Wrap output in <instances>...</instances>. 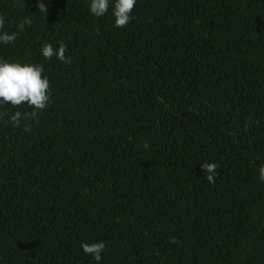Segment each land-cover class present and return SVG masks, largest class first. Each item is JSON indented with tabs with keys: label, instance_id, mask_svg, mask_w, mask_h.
<instances>
[{
	"label": "trees",
	"instance_id": "trees-1",
	"mask_svg": "<svg viewBox=\"0 0 264 264\" xmlns=\"http://www.w3.org/2000/svg\"><path fill=\"white\" fill-rule=\"evenodd\" d=\"M43 3L0 0V59L50 82L19 127L0 103V264H264V0H136L125 27Z\"/></svg>",
	"mask_w": 264,
	"mask_h": 264
},
{
	"label": "clouds",
	"instance_id": "clouds-1",
	"mask_svg": "<svg viewBox=\"0 0 264 264\" xmlns=\"http://www.w3.org/2000/svg\"><path fill=\"white\" fill-rule=\"evenodd\" d=\"M110 0H91L90 12L97 17L103 16L109 9ZM136 0H115L113 15L115 17V26L125 27L132 19L131 13L135 8ZM39 11L46 13L47 7L43 0H38ZM5 17L0 15V29L4 28ZM32 20L25 17L18 25L20 31H23L25 25L31 26ZM17 39V33H0V42L11 43ZM66 45L60 42L58 49L52 44L45 42L42 47V55L50 60L56 56L61 62L71 63V58L66 57ZM50 82L44 75V67L41 64L31 62L21 63L19 61H8L0 59V103L11 104L14 108L27 104L34 109L31 112L16 111L10 116V121L14 126L19 127L22 121L37 118V113L48 106L50 99ZM7 112L0 113L2 119ZM26 132L31 131L29 125H25ZM219 167L214 162H204L201 164V170L206 175L209 183H215L216 170ZM259 178L264 181V165L259 168ZM171 243H176L175 237L169 238ZM84 253L90 254L95 261L101 260V253L105 249V243L101 240L93 243H82Z\"/></svg>",
	"mask_w": 264,
	"mask_h": 264
}]
</instances>
